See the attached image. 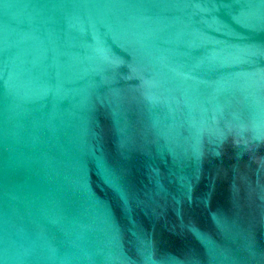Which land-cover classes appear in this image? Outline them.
<instances>
[{"label": "water", "instance_id": "obj_1", "mask_svg": "<svg viewBox=\"0 0 264 264\" xmlns=\"http://www.w3.org/2000/svg\"><path fill=\"white\" fill-rule=\"evenodd\" d=\"M0 264H264V0H0Z\"/></svg>", "mask_w": 264, "mask_h": 264}, {"label": "snow or ice", "instance_id": "obj_2", "mask_svg": "<svg viewBox=\"0 0 264 264\" xmlns=\"http://www.w3.org/2000/svg\"><path fill=\"white\" fill-rule=\"evenodd\" d=\"M108 180H109V183L112 184V186H113V188H114L115 190H117V191L120 190V186H119V184L116 183L114 179H112L111 177H108Z\"/></svg>", "mask_w": 264, "mask_h": 264}]
</instances>
